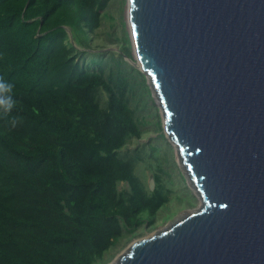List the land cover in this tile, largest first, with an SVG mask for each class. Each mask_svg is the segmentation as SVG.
Listing matches in <instances>:
<instances>
[{"label":"trees","instance_id":"16d2710c","mask_svg":"<svg viewBox=\"0 0 264 264\" xmlns=\"http://www.w3.org/2000/svg\"><path fill=\"white\" fill-rule=\"evenodd\" d=\"M111 1L0 0V77L20 117L0 118V264H105L168 211L170 173L153 172L154 190L137 174L157 152L138 143L146 76L86 51Z\"/></svg>","mask_w":264,"mask_h":264},{"label":"water","instance_id":"95a60500","mask_svg":"<svg viewBox=\"0 0 264 264\" xmlns=\"http://www.w3.org/2000/svg\"><path fill=\"white\" fill-rule=\"evenodd\" d=\"M128 19L202 205L111 264H264V0H129Z\"/></svg>","mask_w":264,"mask_h":264},{"label":"rangeland","instance_id":"374dc122","mask_svg":"<svg viewBox=\"0 0 264 264\" xmlns=\"http://www.w3.org/2000/svg\"><path fill=\"white\" fill-rule=\"evenodd\" d=\"M128 11L129 0H112L105 12L106 18L103 27L99 30L95 41L89 42L90 48L93 49L86 48V51L97 52L98 50L94 49V47H98L101 51L108 50L114 53L115 56H122L125 61L132 65L131 60L136 61V55L130 32ZM68 31L70 32V30ZM108 34H112L114 38L119 40V42H110L107 38ZM125 36L128 39L131 57L123 46L122 39ZM71 42L77 49L81 51L85 50L77 46L73 40H71ZM146 79L147 83L141 75H138L137 89L139 97L143 102V109H141L142 112L140 115L147 119L151 131L145 134L138 143L147 146L152 145L156 147L157 152L155 155L156 158H148L147 162L138 166L137 174L148 186H150L151 180L154 181L153 172H155L159 166H162V168L170 173V178L167 179V185L172 190V195L168 205V211L161 212L157 216L156 222L152 228L147 227L142 236L134 238L128 244L145 239L151 234L166 229L169 225L175 223L180 217L194 212L202 205V202L180 159L176 145H174L164 130V114L162 107L149 84L147 76ZM159 120L161 121L162 132L160 130ZM128 244L126 243L122 248L117 247L116 253H114L116 250L109 251L111 254L108 252L109 256L107 255L106 258L111 257L112 254L114 257L111 260H108L105 264H111L117 257H121L125 246Z\"/></svg>","mask_w":264,"mask_h":264},{"label":"clouds","instance_id":"9594fccd","mask_svg":"<svg viewBox=\"0 0 264 264\" xmlns=\"http://www.w3.org/2000/svg\"><path fill=\"white\" fill-rule=\"evenodd\" d=\"M14 89L15 85L12 82L0 77V118L11 117L8 122L12 128H15L20 123L19 116L11 115L18 105Z\"/></svg>","mask_w":264,"mask_h":264},{"label":"bare ground","instance_id":"6f19581e","mask_svg":"<svg viewBox=\"0 0 264 264\" xmlns=\"http://www.w3.org/2000/svg\"><path fill=\"white\" fill-rule=\"evenodd\" d=\"M135 51V50H134ZM136 55V54H135ZM194 187V186H193ZM195 189V188H194Z\"/></svg>","mask_w":264,"mask_h":264}]
</instances>
